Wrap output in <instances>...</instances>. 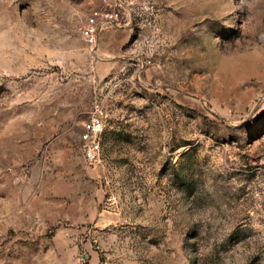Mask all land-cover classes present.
<instances>
[{
    "label": "rangeland",
    "instance_id": "obj_1",
    "mask_svg": "<svg viewBox=\"0 0 264 264\" xmlns=\"http://www.w3.org/2000/svg\"><path fill=\"white\" fill-rule=\"evenodd\" d=\"M121 1L0 0V264H264V0Z\"/></svg>",
    "mask_w": 264,
    "mask_h": 264
},
{
    "label": "built area",
    "instance_id": "obj_2",
    "mask_svg": "<svg viewBox=\"0 0 264 264\" xmlns=\"http://www.w3.org/2000/svg\"><path fill=\"white\" fill-rule=\"evenodd\" d=\"M113 3L122 5L121 0H112ZM105 5L92 8L85 17L80 27L84 41L95 48L104 29L125 27L129 24L128 18H122L118 11L107 7L110 0H104ZM150 60L147 59L146 62ZM145 60L141 61L143 66ZM107 111L103 103L95 100L88 118L84 121L79 134V145L83 157L88 161L95 160L101 151V140L106 127Z\"/></svg>",
    "mask_w": 264,
    "mask_h": 264
}]
</instances>
